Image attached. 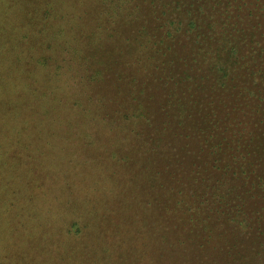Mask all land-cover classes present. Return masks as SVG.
I'll return each mask as SVG.
<instances>
[{"label":"rangeland","instance_id":"1","mask_svg":"<svg viewBox=\"0 0 264 264\" xmlns=\"http://www.w3.org/2000/svg\"><path fill=\"white\" fill-rule=\"evenodd\" d=\"M148 3L0 0V123L17 113L0 129V264H264V233L245 216L264 221V192L255 186L261 199L248 204L230 173L215 184L224 161L213 148L239 157L258 139L248 158L264 170V125L253 108L232 107L264 88L254 73L264 0L206 8L215 27L203 41L240 50L226 87L196 76L199 44L164 17L134 19ZM157 39L174 47L175 65ZM256 106L264 112V99ZM72 217L79 242L61 233Z\"/></svg>","mask_w":264,"mask_h":264},{"label":"trees","instance_id":"2","mask_svg":"<svg viewBox=\"0 0 264 264\" xmlns=\"http://www.w3.org/2000/svg\"><path fill=\"white\" fill-rule=\"evenodd\" d=\"M204 2H209L210 4H207L204 6L200 2V0H150V3H148L146 6L149 8V11H144V8H140L139 6L135 8V20H146L150 14L158 13L162 17L165 18V24L173 25L175 32H182L183 34H186L190 38H192V43L199 44V61L197 65V72L195 73L196 76H207L210 78H215L216 81L220 82L219 84L223 87H226V84L231 82L235 84L234 78L231 77V72L234 70L232 69V66L237 64V56L238 52L240 51L238 48H230L227 54H223L224 50L222 47H217L218 41H214V44H210L212 41L206 37H203L204 30L206 33L211 34L214 30V23L212 22L210 11H212L211 7H219L221 6L216 5L217 0H203ZM157 4V8H153V5ZM152 6V8H151ZM156 6V5H155ZM210 7L206 11V8ZM139 10V11H138ZM179 15H182L184 19H186V22L182 23L181 20L178 19ZM182 24V25H181ZM236 25H232L234 28ZM174 31L168 32L167 36H173L175 33ZM156 52L160 54V56L164 59H166L167 62H169L170 65H173L179 59L178 53L175 51L174 47L171 46L168 43H163L160 39L156 40ZM5 45H0V50L4 49ZM264 52H260L259 57V64L257 65L259 68H257L254 73L258 74L259 78H261L262 75H264ZM209 56L210 59L205 60L206 56ZM184 78H189L190 80L193 79L192 73L190 71L183 74ZM1 81V80H0ZM1 86V85H0ZM229 88V87H228ZM259 89L249 95V99L251 101V106L248 104L244 105H234L232 106L235 111H238L240 107L245 108H253L254 113L252 115H255L256 123L257 125H264V112H259L256 103H260L262 99H264V88L258 87ZM235 93V86L232 85L231 88H229ZM0 88V92H1ZM2 92L0 93V95ZM228 103V102H227ZM19 111V110H18ZM17 113H8L4 116V120L0 123V129L4 128L5 132L8 128V122L9 119L12 117H16ZM131 116H136L135 114H131ZM138 118H145L147 121L151 120V118L148 116L147 113H140L137 115ZM14 119V118H13ZM168 125V122H167ZM3 126V127H2ZM256 126V124L254 125ZM257 126V127H258ZM18 137H22V133L18 132ZM6 133L4 134L3 138L0 139L1 142L6 138ZM251 137V142L252 138ZM258 137V136H257ZM259 138V137H258ZM264 139V137H260L259 140ZM263 143V141L261 142ZM152 147L154 150L159 149L158 142L155 140L152 143ZM224 146L219 144L214 146L213 148H216V152L214 155H221L223 157L224 166L220 168L221 173H214L215 175V184L221 181V177H224L228 175V173L231 174L233 185L236 189V191L242 190L245 192L247 196V203L252 204L261 198L256 194H251V191L253 188L260 187L261 191L264 192V170L262 171L260 168L261 165V158L256 159H249L250 154H256L260 153V145L258 139L255 140V143L250 146L251 151L247 152H239V157H234L230 155L229 157H226L225 153L223 152ZM264 154V152H262ZM233 157L235 159H233ZM263 159V158H262ZM264 162V159H263ZM253 180V181H252ZM252 181V182H251ZM215 184H213V187H209V189L215 188ZM159 187V186H158ZM248 187H251L249 190ZM256 200V201H254ZM264 212V209H262ZM238 214V213H237ZM234 218L233 221H231L234 225H241L242 227H245L246 220H242L240 217L236 219V212L233 213ZM263 213L261 212H254L248 211L245 213L246 217H249L250 223L253 222V225H255L258 229L262 230L264 233V221H259L262 218ZM83 229L82 221L79 218L72 217L69 220L68 224H62L61 226V233L65 236L67 240H71L74 238V241L79 242L80 238L83 236Z\"/></svg>","mask_w":264,"mask_h":264}]
</instances>
